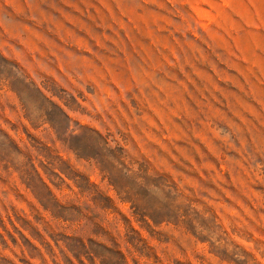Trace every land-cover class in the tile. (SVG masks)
<instances>
[{
	"label": "rangeland",
	"instance_id": "374dc122",
	"mask_svg": "<svg viewBox=\"0 0 264 264\" xmlns=\"http://www.w3.org/2000/svg\"><path fill=\"white\" fill-rule=\"evenodd\" d=\"M0 264H264V0H0Z\"/></svg>",
	"mask_w": 264,
	"mask_h": 264
}]
</instances>
